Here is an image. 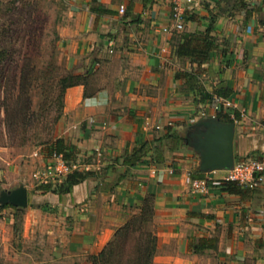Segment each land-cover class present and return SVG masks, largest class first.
<instances>
[{"label":"crops","instance_id":"obj_1","mask_svg":"<svg viewBox=\"0 0 264 264\" xmlns=\"http://www.w3.org/2000/svg\"><path fill=\"white\" fill-rule=\"evenodd\" d=\"M192 1L179 32L166 0H68L60 36L73 85L64 91L66 130L58 137L77 148L78 159L91 161L97 149L102 156L92 177L70 193L35 191L30 199L19 185L12 191L23 187L27 206L1 210H25L26 235L42 228L47 240L57 237L66 264H91L87 258L148 200L156 249L173 244L177 255L192 257L178 264L207 252L221 264H264V184L238 195L224 191L226 171L202 173L188 137L197 123L216 118L220 91L233 103L228 115L239 116L234 162L264 157V0ZM214 14L209 61L197 66L178 58L180 36L203 32ZM184 75L195 77L188 83ZM197 87L213 102L201 101ZM12 151L0 148L8 166L0 180L18 169ZM187 177L205 180L206 191L193 190ZM14 213L0 224L10 227Z\"/></svg>","mask_w":264,"mask_h":264},{"label":"rangeland","instance_id":"obj_2","mask_svg":"<svg viewBox=\"0 0 264 264\" xmlns=\"http://www.w3.org/2000/svg\"><path fill=\"white\" fill-rule=\"evenodd\" d=\"M67 10L68 0H0V148H12L11 156H19L12 165L18 167L16 172L8 169L6 178L0 180V205L2 196L19 185L29 190L32 199L44 185L33 176L47 163L42 143L66 130L60 81L66 80L68 69L60 28L66 23ZM0 165V170L8 168L1 159ZM13 213L0 210V221ZM15 213L10 227L0 224V264H66V255L58 252V238L47 240L42 228L28 237L25 210ZM138 215L131 214L133 227L114 241L112 264H136L151 230ZM186 258L192 257L177 255L170 244L155 248L152 264H178ZM86 262L93 263L89 257ZM190 264L221 263L216 253L207 252Z\"/></svg>","mask_w":264,"mask_h":264},{"label":"trees","instance_id":"obj_3","mask_svg":"<svg viewBox=\"0 0 264 264\" xmlns=\"http://www.w3.org/2000/svg\"><path fill=\"white\" fill-rule=\"evenodd\" d=\"M210 22L206 29L203 32H195V33H183L179 40L177 41L176 45L174 46V54L178 58H183L189 60L191 64H196L197 66H201L209 61L210 53L215 50L216 48V38L211 35V32L213 31L214 22L217 18V15H210ZM179 77V75H177ZM187 79V82L190 83L194 79L195 76L193 75H184ZM62 91H65L67 87L73 85V81H68L67 78L62 79L60 81ZM197 91L199 92L200 100L204 102H213V96L206 93L202 88L197 87ZM64 94V92H63ZM218 97H224L226 98L227 95L221 93L220 91H216L214 93ZM216 118L223 123H233L234 120H238L239 116L235 115L234 119H231L229 115L220 109L216 112ZM47 149V155L46 158L50 157L52 154L61 155L63 160L67 163L74 162L78 159L77 154L78 150L77 148L70 143L68 139L65 137H56L51 141H47L42 143ZM93 171L88 172H73L64 177L59 183L55 184H44L41 185L38 189L35 191H41L42 195H45L46 193H51L55 195H65L71 192V189L73 186L82 183L87 178L92 177ZM220 186L223 188L224 191H227L229 194H242L245 188L243 186L238 185L234 182L229 181H221ZM145 206L142 210V212L137 216V219L144 224L145 226H149V223L152 218V202L151 201H145ZM7 206L0 205V210L6 208ZM18 209H16L15 212H17ZM17 217V213H14V220ZM133 226L128 222L126 223L122 228L118 229L115 232L114 239L109 242L104 249L97 255V256H91L89 257L90 260L93 262L92 264L98 263L100 261L101 264H112L113 262V250L112 245L114 241L120 236L123 232H127L129 229H131ZM16 225L14 223L13 230L16 232ZM124 234V233H123ZM146 241L143 244V248L139 251L140 254L138 256V259L136 261V264H152V258L155 252L156 248V238L151 233V231H147L145 235Z\"/></svg>","mask_w":264,"mask_h":264},{"label":"built area","instance_id":"obj_4","mask_svg":"<svg viewBox=\"0 0 264 264\" xmlns=\"http://www.w3.org/2000/svg\"><path fill=\"white\" fill-rule=\"evenodd\" d=\"M172 5V28L175 31H182L185 24V15L187 10L193 9L192 0H185L187 8L180 5V0H166ZM120 12H123V7H120ZM167 31V29H164ZM92 99H88V101ZM214 111L222 109L228 114L229 110L234 108L233 103L227 98L216 97L214 99ZM234 119L233 114L229 115ZM102 153L99 149L95 150L91 161H83L77 159L74 162H65L61 155L52 154L47 158V163L41 171L34 173V178L39 179L40 184H55L59 183L64 177L73 172H88L97 168L101 159ZM223 181L237 183L248 189H254L264 184V157L249 158L234 162L233 168L225 172ZM186 183L191 188L198 192H205L207 182L205 180L186 178Z\"/></svg>","mask_w":264,"mask_h":264},{"label":"water","instance_id":"obj_5","mask_svg":"<svg viewBox=\"0 0 264 264\" xmlns=\"http://www.w3.org/2000/svg\"><path fill=\"white\" fill-rule=\"evenodd\" d=\"M234 123H223L216 118L197 123L188 137L193 149L200 156L199 170L202 173L229 171L234 165ZM27 192L23 187L2 196L1 205L25 208Z\"/></svg>","mask_w":264,"mask_h":264}]
</instances>
